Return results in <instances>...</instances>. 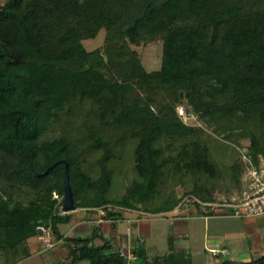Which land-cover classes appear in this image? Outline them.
Masks as SVG:
<instances>
[{"label":"trees","instance_id":"1","mask_svg":"<svg viewBox=\"0 0 264 264\" xmlns=\"http://www.w3.org/2000/svg\"><path fill=\"white\" fill-rule=\"evenodd\" d=\"M103 31V45L87 50L84 42ZM155 41L163 45L162 65L148 71L132 46ZM180 105L200 119H219L218 130L229 138L249 137L248 153L259 164L264 0H5L0 5V253L10 252L15 262L30 257L40 226L64 237L60 226L72 219L62 211L65 165L46 174L61 160L69 165L77 209L170 213L179 199L172 195L155 205L159 188L171 179L186 187L188 177L195 187L187 188V195L217 202L207 185L217 166L200 141L202 130L178 115ZM65 116L64 135L46 138ZM126 127L137 140L138 178L115 199L109 192L116 143L105 133ZM96 154L92 164L89 158ZM199 201L196 207L203 211ZM105 217L122 218L123 212ZM97 233L64 237L71 264H150L145 249L131 260L105 238L96 244ZM154 262L193 264L190 252L173 246ZM219 264H264V255Z\"/></svg>","mask_w":264,"mask_h":264},{"label":"rangeland","instance_id":"2","mask_svg":"<svg viewBox=\"0 0 264 264\" xmlns=\"http://www.w3.org/2000/svg\"><path fill=\"white\" fill-rule=\"evenodd\" d=\"M3 4H5V0H0V5ZM105 37L106 34L103 31L96 39L85 41L84 46L87 50L93 51L103 45ZM132 49L139 53L141 60L148 71H157L161 69L163 55V45L161 41L152 42L147 46H132ZM189 111L193 112L196 116V119L192 121L190 127L202 130L203 134H201L202 138L200 141L207 144L210 157L217 166V175L215 177L208 176L207 185L210 186V188L218 196L219 200L217 202H221L222 200H226L228 202L230 201L232 195L243 186V160L241 151L248 150L250 146L249 137L243 136L238 138V136L235 135L232 138H229L227 137L229 132L222 133L218 130L219 127H221L219 119H200L193 109L190 108ZM85 112L86 111H84L83 114H85ZM68 122L69 121H67V117L65 116L62 119V123H59L50 129L46 138L55 139L64 135L65 126ZM226 128H229L228 130L233 129L230 124H227ZM133 133V129L128 127L107 130L105 133L106 137L116 143L115 152L112 160L110 161V167L114 171L113 186L109 192L110 198L118 199L124 196L131 184L138 178L134 159L137 140L132 136ZM96 156L99 155L96 154L95 156L89 158V161L92 164H94ZM261 157L264 159L263 155H261ZM88 168H90L89 165ZM238 172L240 182L236 180V174H238ZM181 181L182 180L171 179L159 188V198L155 202V205L159 204L162 200L175 195L177 199H179V213L183 210L185 214H181V218L179 219H174L175 216H178V214L174 211L156 216L155 214H152L154 217L150 219L154 227V233L150 238H145L147 241L146 247H151V251L149 253L150 259L166 256L171 252V246L174 248L170 235L175 234V238L173 240H179V235L176 234L175 228L177 221L188 224V227L190 228L189 240L191 242V247L193 248L194 264H209L211 261L217 263L216 260L220 262L224 259H231L238 262H249L257 258L256 256H260L262 254L261 252L255 253L256 248L253 246L252 249L251 247L257 242V240L260 242L262 241L264 229H261L260 235H253L254 237L252 236L253 238L250 239L251 242L253 241L252 245L247 242L246 238L242 239V241H234L229 234L234 233L236 229H242L241 221L231 217L213 218V216H211V219L209 218V220L205 222V217H203L205 216V213L198 210L195 204V202L198 203L199 201L198 194L187 195L185 193L187 188L193 189L195 187L193 178L190 179V177H188L185 180L187 181L186 184H188L186 187L183 186ZM197 186L198 185H196V187ZM199 188L200 187L198 186L196 189L199 191ZM22 200L27 202L28 197H22ZM194 210L196 212H193ZM78 212L79 214H83L82 211ZM96 212L102 216L99 211L96 210ZM124 214H128L130 216H141L135 212H123V215ZM244 220L249 219L244 218ZM65 228L66 227L63 226L61 229ZM132 231L134 232L133 236L136 237V230L133 228ZM206 232L208 233V236H206ZM220 239L224 241L220 242ZM30 245L31 247H36L37 253L35 254V259L33 258V262L29 260L21 264H57V261H54L52 257L56 251L55 249L43 250L38 241L34 239L31 240ZM211 248H215L219 251L226 248L228 250V255L224 256L220 254L218 257H214L211 253H209ZM241 248H243L242 252L239 251ZM244 252L246 255H244ZM12 263L13 258L10 252L0 253V264ZM81 264L90 263L84 261Z\"/></svg>","mask_w":264,"mask_h":264},{"label":"crops","instance_id":"3","mask_svg":"<svg viewBox=\"0 0 264 264\" xmlns=\"http://www.w3.org/2000/svg\"><path fill=\"white\" fill-rule=\"evenodd\" d=\"M78 211H82L83 214H79ZM193 212L196 211L194 210ZM69 214L72 215L71 221L68 224H64L60 226L61 233L63 234L64 237L83 238L92 235L94 230L97 229L98 232L97 234L99 235V238L95 240L96 244L101 245L103 243L102 238H105L111 242L113 249L115 251H118L127 257L133 256L135 251L138 249H145L147 251V257L150 264H156L154 261L158 257L155 259L153 258L150 259L149 253L151 251V247L149 248L146 247L147 241L145 240V238H150L154 233L153 232L154 227L150 219L154 217V215H152L151 213H146L141 216H130L128 214H124L122 218H118V219L106 218L105 216H101L99 213H97L94 210L87 211L84 209H77L76 211L71 212ZM181 214H185V212L183 210L180 211V214H178V216L175 217L173 216L174 219L181 218L180 216ZM211 216H213V218L231 217L241 221L242 229L241 230L236 229L234 233L229 234V236L233 238L234 241H238V240L242 241V239L246 238L247 242L251 243L252 245L253 241L251 242L250 239L256 235H260L261 229H264V217L248 218L249 220H244V218L230 215L229 211L227 210L225 214L218 213L214 215L203 216L205 217V222H207L209 218L211 219ZM63 226L66 228L61 229ZM133 228L137 232L136 237L133 236L134 234V232L132 231ZM175 228H176V234L179 235L178 236L179 240L174 241L173 239L175 238V234L170 235V238L174 244V250L177 252H183V251L187 253L190 252L192 263L194 264L193 248L191 247V242L189 240L190 228L188 227V224H184L183 222L177 221ZM207 234L208 233L206 232V236H208ZM223 241L224 240L220 239V242ZM253 246L256 248L255 253L261 252L262 254L260 256L264 255V235L262 236L261 242L257 240V242L252 245L251 247L252 249ZM211 249H215V248H211ZM55 250L56 251L52 255V257L54 261H57L56 262L57 264H71V260H72L71 251L69 250L68 246H66V244L59 245L57 248H55ZM223 250L227 251V254H223V255L224 256L228 255V250L226 248H223ZM31 251H32V255L20 262H15L12 256L13 258L12 264H21L29 260L33 262L35 259L34 258L35 254L37 253L36 247L32 246ZM239 251L242 252L243 248L239 249ZM244 255H246L245 252ZM260 256H256V257L258 258ZM216 261L217 263L211 261L209 264H219L221 262V261L219 262L218 260ZM79 263L81 264L82 262H77L74 264H79ZM163 264H167V263H163Z\"/></svg>","mask_w":264,"mask_h":264},{"label":"built area","instance_id":"4","mask_svg":"<svg viewBox=\"0 0 264 264\" xmlns=\"http://www.w3.org/2000/svg\"><path fill=\"white\" fill-rule=\"evenodd\" d=\"M177 112L186 125H190L192 121L196 119L195 114L189 111L184 105H180L177 108ZM241 154L243 160L242 188L237 190L228 202L226 200L214 203H203L199 201L204 212L220 214L226 213L228 210L230 215L241 218L264 217V159L259 156L260 161L256 166L253 164L252 157L249 155L248 150L241 151ZM179 209L180 207L175 209L174 212L180 214ZM96 210L99 211L102 216L107 215L109 212L116 211L135 212L139 215L146 214L145 212L114 206ZM39 230L40 234L37 237V241L43 250L55 249L61 244H66L65 238H58L51 228L40 226ZM209 253L214 257H218L220 254H227V251L210 249ZM129 258L131 260L137 259L134 255Z\"/></svg>","mask_w":264,"mask_h":264},{"label":"water","instance_id":"5","mask_svg":"<svg viewBox=\"0 0 264 264\" xmlns=\"http://www.w3.org/2000/svg\"><path fill=\"white\" fill-rule=\"evenodd\" d=\"M60 164L65 165V170H64V199H63V205H62V211L64 214H69L71 212H74L77 210L76 205H75V195L71 187L70 183V176H69V165L65 160H61L54 165H52L47 171L50 172L52 169L57 167Z\"/></svg>","mask_w":264,"mask_h":264}]
</instances>
